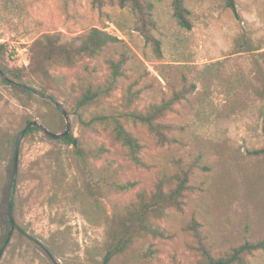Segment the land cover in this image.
Wrapping results in <instances>:
<instances>
[{"label": "rangeland", "instance_id": "374dc122", "mask_svg": "<svg viewBox=\"0 0 264 264\" xmlns=\"http://www.w3.org/2000/svg\"><path fill=\"white\" fill-rule=\"evenodd\" d=\"M153 2L158 50L134 28L128 7L97 9L91 0H0V64L8 69L28 65L29 45L43 33L74 36L101 27L120 39L73 66L53 67L51 72L65 75L66 81L48 93L66 109L77 145L107 149L94 160L95 170L109 166L114 179L137 182L126 192H106L97 210L83 196L68 163L72 147L33 131L20 144L15 192L14 218L26 236L11 231L1 183L5 187L9 180L23 120L54 126L59 133L66 126L51 102L27 96L20 86L3 83L0 75V246L10 232L0 264H102L106 218L139 190H151L160 177L173 185L172 177L184 170H190V188L182 209H170L157 221L167 236L140 239L107 264H193L198 237L192 224L216 254L264 239V153L254 152L264 148V75L256 69L255 52L233 50L235 39L244 34L264 51V0H236L240 19L221 0H186L188 29L173 15L171 0ZM122 55L124 75L111 93L86 109H75L73 98L89 85L104 84L109 60ZM131 84L139 93L127 105L124 93ZM190 85L184 98H175ZM29 86L39 90L36 83ZM161 103L169 104L160 120L181 126L170 132L175 137L171 143L159 144L146 126L126 116ZM96 114L117 118L138 138L142 166L130 159L110 127L98 126L94 132L83 125ZM148 245L157 251L146 263L140 252ZM247 259L264 264V249Z\"/></svg>", "mask_w": 264, "mask_h": 264}, {"label": "trees", "instance_id": "16d2710c", "mask_svg": "<svg viewBox=\"0 0 264 264\" xmlns=\"http://www.w3.org/2000/svg\"><path fill=\"white\" fill-rule=\"evenodd\" d=\"M186 0H171L173 15L179 24L185 28H191L189 20V11L185 4ZM224 5L231 9L235 18L240 19L237 12L236 0H221ZM92 7L100 9L105 5H118L119 7H128L134 15V28L144 37L145 42L151 43L156 50L159 48V41L154 36L152 30L155 28L154 2L153 0H91ZM120 39L116 35L105 31L101 27H91L83 34L67 36L61 31L43 33L34 39L29 45V63L25 68L8 69L0 64V75L3 83L14 84L23 88L24 93L29 96H35L33 92L24 88L30 87L29 84L36 83L43 94H49L50 90H57L65 83L66 78L63 74H53L51 69L59 66H73L85 57H92L99 53L106 46L118 42ZM3 44L0 43V49ZM234 52L252 51L254 54V63L260 75H264L262 64L264 65V51L254 46L250 37L240 34L234 41ZM126 62L125 55L118 60H109L110 73L102 85L87 86L82 92L73 98L72 105L77 110H82L99 102L102 98L107 97L117 86L120 78L124 75L123 65ZM260 62L262 64H260ZM4 76V77H3ZM191 87L184 86L179 92L175 93L176 99L184 98L186 93L192 90ZM139 90L132 84L125 89L124 98L129 105L138 96ZM43 102L50 104L48 100L41 99ZM169 103L152 104L146 112L131 111L126 116L128 120L135 124H141L153 133L159 144L171 143L175 137L170 135L171 131L180 130L181 126L177 123H167L161 119L165 108ZM33 121L25 118L24 127ZM84 126L96 132L98 126L110 127L113 137L128 151L130 159L138 166L143 162L139 156L141 144L138 138L117 118L96 114L88 120L82 122ZM47 129L52 133H59L54 126L47 125ZM40 130L32 126L23 135ZM52 136L44 133L51 139L61 141L66 146H71L68 163L73 166L82 186L83 196L92 201L97 210L99 209L98 199L103 197L108 191L126 192L133 189L137 182L133 180L120 181L114 179L109 166H104L96 171L94 160L99 159L107 149L103 145L88 146L78 143L77 147L73 146L74 136L72 132ZM43 132V131H42ZM255 153H264V148L254 151ZM14 158V151H13ZM12 168L10 177L4 187L2 181L1 194L5 196L7 202L8 188L12 178ZM184 170L180 174L174 175L173 185H168V177H160L156 180L151 190L141 189L135 194V198L126 203L120 210L114 212L105 220L104 239L102 242L103 254L102 264L109 263L115 256L121 255L131 249V247L143 238H165L166 231L158 224V220L163 219L170 209L181 210L184 204L186 191L190 188L189 172ZM17 184V182H16ZM15 192L13 194V210L15 211ZM194 234L198 239L193 246L197 252L196 260L193 264H250L247 255L254 251L264 249V239L257 241L246 240L242 244L235 246L224 253H213L211 249L203 242L196 233L195 226L191 225ZM24 232V228L19 226ZM9 228L10 224H9ZM19 233V232H18ZM23 238L26 235L18 234ZM10 232H7L0 246V256L8 244ZM157 250L148 245L140 252L142 261L149 262L154 258Z\"/></svg>", "mask_w": 264, "mask_h": 264}, {"label": "water", "instance_id": "95a60500", "mask_svg": "<svg viewBox=\"0 0 264 264\" xmlns=\"http://www.w3.org/2000/svg\"><path fill=\"white\" fill-rule=\"evenodd\" d=\"M4 77V76H3ZM24 88L30 90L31 92H33L35 95H37L38 97L48 100L49 102H51L60 112V114L64 117L65 119V131L64 134H68L70 132V120H69V115L66 111V109L61 105V103H59L58 101H56L55 99H53L50 95L48 94H43L40 91L32 88V87H26L23 86ZM32 126H35L37 128H39L41 131H43L44 133H48L52 136H59L61 135V133H52L50 132L47 127H45L42 123L38 122L37 120H33L30 123H28L25 127H23L17 134L16 139H15V147H14V158H13V169H12V178L10 181V185L8 188V196H7V217H8V221L11 227V231H18L19 233H22L23 235H26V232H24L19 225L16 223L15 218H14V210H13V194H14V189H15V185H16V179H17V174H18V157H19V148H20V144L21 141L23 139V135L26 131H28ZM73 146L77 147V140L76 138H74L73 140Z\"/></svg>", "mask_w": 264, "mask_h": 264}]
</instances>
